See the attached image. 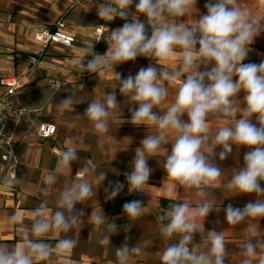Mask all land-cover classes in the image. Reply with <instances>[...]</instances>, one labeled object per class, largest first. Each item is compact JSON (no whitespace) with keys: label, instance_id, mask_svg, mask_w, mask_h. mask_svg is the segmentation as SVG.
<instances>
[{"label":"clouds","instance_id":"obj_1","mask_svg":"<svg viewBox=\"0 0 264 264\" xmlns=\"http://www.w3.org/2000/svg\"><path fill=\"white\" fill-rule=\"evenodd\" d=\"M197 2L87 0L88 10L95 8L99 19L111 22L119 18L124 23L112 30L107 28V35L88 42L84 54L73 66L81 73L97 76L102 70L112 71L119 85L100 100L89 101L84 112L77 116L88 121L98 135L124 123L147 129L129 161L131 170L123 173L125 181H108L104 187L106 201L117 198L125 187L128 195H149L153 172L149 160L155 158L160 163L158 157L163 160V184L170 185V197L173 192L178 195L181 189L194 190V200L173 198L166 209L159 210L157 220L165 243L159 254L160 264L229 261L225 230H206L204 222L210 213L221 211L214 190L223 183L225 171L217 159L222 162L234 149L237 152L247 149L242 166L231 169L226 187L233 196L252 195L255 199L243 207L229 203L223 212L228 226L248 225L239 246V264H264V235H257L251 227L253 220L264 219V60L245 63L251 45L264 34V16H254L250 8L243 6V0H206L204 14H199ZM259 4L264 7V0H259ZM193 8L198 10L196 14L192 13ZM101 39L107 44L104 54L94 51L95 42ZM138 57L151 62L127 76L115 70ZM78 88L83 91L84 84ZM117 88L120 96L129 102L128 120L113 117L121 105ZM170 95H174L173 102L161 110ZM84 102L70 94L56 103V108L60 112H73L75 105ZM18 111L30 119L33 116L28 107ZM35 116H39V110ZM213 119L221 121L214 135L209 125ZM153 128L155 132L151 131ZM170 132L176 133L174 139L170 140ZM82 142L77 136L72 147L57 153L55 170L43 177L40 188L46 198L32 211L27 222L20 214L10 216L18 242L0 241V264H55L57 257L70 256L77 246L78 240L73 236L65 235L55 244L49 242V236L71 233L80 227L85 212L77 205L96 198L107 172L82 166L74 182L55 193V211H50L47 197L61 176L72 175L73 163L80 160L78 145ZM97 148L104 149L103 139L97 140ZM6 158L10 162L16 157L8 151ZM14 184L13 178L0 176V185L5 189ZM143 206L140 200L126 201L123 214L132 222L140 218ZM87 222L98 230L97 243L102 246L110 245L111 236L119 232L118 225L101 207L92 210ZM197 234L199 242L194 240ZM143 252L139 243L130 245L126 238L115 248L117 264H130Z\"/></svg>","mask_w":264,"mask_h":264},{"label":"crops","instance_id":"obj_2","mask_svg":"<svg viewBox=\"0 0 264 264\" xmlns=\"http://www.w3.org/2000/svg\"><path fill=\"white\" fill-rule=\"evenodd\" d=\"M74 1L0 0V78L25 74L30 65V58L40 57V65L25 79L19 94L29 107L46 106L44 120L57 126V134L48 141L30 140L22 146L14 186L5 189L0 185V241L9 244L18 242L16 226L10 221V216L20 214L27 222L32 211L46 198L40 188L43 187V177L55 170L57 153L72 147L74 138L79 136L83 141L78 145L80 160L73 163L72 175L61 176L59 183L50 191L47 197L50 211H55L53 203L55 193L74 182L75 174L82 166H92L97 171H106L107 179L104 185L97 189L96 198L84 205H77V208H82L85 212L79 228L67 234H50L49 242L53 244L65 235L73 236L78 240L70 256L57 257L55 264H72V261L76 264H117L115 248L124 243L126 238L130 245L139 243L144 248L143 254L134 257L130 264H160L159 254L163 251L165 243L159 231L160 222L157 220L159 210L166 209L173 198L194 200L195 192L192 189H181L178 195L173 192L170 197V185L163 184L165 178L162 169L163 160L158 157L160 163L155 158L149 160V166L153 169L149 179V184L152 186L149 195L144 193L128 195L125 187V190L114 200H105L104 187L107 186L108 181H125L123 173L131 170L129 161L132 160L134 149L139 146L147 129L144 126L136 127L124 123L120 127L119 125L110 127L107 134L98 135L88 121L81 120L77 116L84 112L89 101L100 100L108 91H112L113 87L119 85L112 71L102 70L99 76L89 73L74 75L64 89L56 94H53L49 88L47 78L52 68L58 67L60 72H64L69 60L77 57L88 42L94 41L95 27L101 21L95 8L90 10L76 8L69 12L68 9ZM205 2L206 0H198L199 14L206 12ZM243 6L250 8L254 16H264V7L260 6L259 0H243ZM197 12L196 8L192 9L193 14ZM62 17H65L69 31L77 39L75 49H63L56 45L44 48L34 40L35 32L52 27ZM141 19L143 20L144 17ZM187 19L190 20L191 16ZM123 23L118 21L116 28ZM262 60H264V34L257 37L255 43L251 45V51L245 63H259ZM150 62L143 57H138L135 62L118 65L115 70L122 76H127L129 73L135 74L140 67L147 66ZM168 66L171 68L172 62H169ZM81 83L84 84L83 91L78 88ZM115 91L121 105L114 111L113 117L119 119L121 116L122 119L128 120L130 118L127 105L129 102L127 98L120 96L118 88ZM70 94L82 98L85 102L75 105L73 112H60L56 108V103ZM242 96L243 93L241 98ZM173 100L174 95H170L162 104L161 110L166 109ZM185 119H187L186 116ZM209 125L211 134L214 135L216 129L221 126V121L213 119L209 121ZM151 131L155 132L156 129L153 128ZM175 135V132H170V140L174 139ZM21 137L22 133L16 132L15 140L19 141ZM98 139L104 140L103 150L97 148ZM168 147L170 149L171 146L168 145ZM246 150L241 148L237 152L234 149L226 160L221 162L217 159L216 162L225 171L221 178L223 183L214 190L216 204L217 207H221V211L210 213L204 222L206 230L213 228L217 231L225 230L229 260L226 264H239V246L245 238L248 225L228 226L223 208L229 203L235 207H243L249 200L255 199L252 195L233 196L234 194L226 187L231 169L242 166L243 154ZM2 167L3 163L0 159V171ZM134 199L144 204L143 212L139 219L130 222L123 214L122 206L126 201ZM100 207L105 215L114 220L119 227V232L110 238L111 244L106 246L97 243L98 230L87 222V217L92 210L98 211ZM217 221L219 223H216ZM251 227L257 235H264V219L253 220ZM199 239L197 234L194 240L199 242Z\"/></svg>","mask_w":264,"mask_h":264},{"label":"built area","instance_id":"obj_3","mask_svg":"<svg viewBox=\"0 0 264 264\" xmlns=\"http://www.w3.org/2000/svg\"><path fill=\"white\" fill-rule=\"evenodd\" d=\"M88 7L87 0H75L69 7L68 11L70 12L76 8L85 10ZM118 21L121 23L124 22L119 18H116L111 22L101 20L95 27L94 41L99 39L101 35H107V28H109V30L115 29ZM100 25L106 27L102 28ZM34 40L44 48L56 45L69 50L75 49L77 43L76 37L68 29L65 17L60 18L52 27L35 32ZM106 49L107 44L103 39L95 42V52L104 54ZM83 54L84 48L81 49L77 57L69 60L67 69L64 72H60L58 67L52 68L51 73L47 78V84L53 94L62 91L71 77L81 74V72L74 68L73 65L77 58ZM40 63V57H31L29 68L25 74L21 76L12 75L0 78V159L3 163L0 176H9L14 180L16 179L20 151L27 141L38 140L44 142L53 138L57 134V126L52 122L44 120L46 106L38 108L29 107L23 102L19 94V91L25 84V79L38 65H40ZM24 107H28V111L33 113L31 119L27 114L20 115L18 110ZM38 110L39 116L36 117L35 113ZM18 121L19 123H17ZM18 131L22 133V137L19 141H16L14 136ZM8 151H11L16 157L10 162L6 158Z\"/></svg>","mask_w":264,"mask_h":264}]
</instances>
